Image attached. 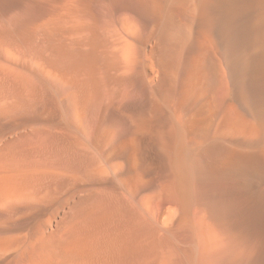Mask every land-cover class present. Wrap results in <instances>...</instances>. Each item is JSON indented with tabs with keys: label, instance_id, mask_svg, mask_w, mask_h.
Wrapping results in <instances>:
<instances>
[{
	"label": "bare ground",
	"instance_id": "bare-ground-1",
	"mask_svg": "<svg viewBox=\"0 0 264 264\" xmlns=\"http://www.w3.org/2000/svg\"><path fill=\"white\" fill-rule=\"evenodd\" d=\"M71 5L89 53L0 85V264H264V0Z\"/></svg>",
	"mask_w": 264,
	"mask_h": 264
},
{
	"label": "rangeland",
	"instance_id": "rangeland-1",
	"mask_svg": "<svg viewBox=\"0 0 264 264\" xmlns=\"http://www.w3.org/2000/svg\"><path fill=\"white\" fill-rule=\"evenodd\" d=\"M48 1L0 0V18L23 14L26 4L30 2L41 5L40 11H43V15L37 20L34 15L26 14L12 26H4L0 22V85L11 92L15 91L16 96L20 98L21 95L26 96L34 92L35 86L29 78L38 75L41 67H50L53 70L52 68L58 67L57 64L61 62L72 60L78 54L84 56L89 53L85 52L89 51L88 45H85L84 50L81 46L79 52L76 51L77 48L75 49L76 36L73 33V5H71L75 0ZM38 12L39 10L37 13L34 11L36 14ZM44 19H47L45 23ZM49 20L50 23L47 22ZM46 137L48 138L45 141ZM48 139L50 136L47 134L35 133L30 135L28 141L34 146L38 141L41 145L43 141L47 143Z\"/></svg>",
	"mask_w": 264,
	"mask_h": 264
}]
</instances>
